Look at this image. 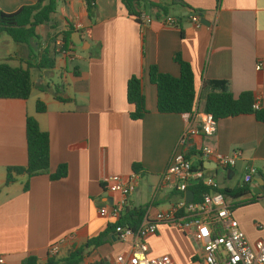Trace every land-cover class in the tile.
I'll return each mask as SVG.
<instances>
[{"label": "crops", "instance_id": "0c3cea01", "mask_svg": "<svg viewBox=\"0 0 264 264\" xmlns=\"http://www.w3.org/2000/svg\"><path fill=\"white\" fill-rule=\"evenodd\" d=\"M37 1L0 0V12L14 13ZM148 1L141 11L158 18L175 17L176 26L156 21L141 25L122 0H95L91 14L85 0H67L53 16L51 26L56 28L39 27V38L30 45L12 47L0 35V60L15 59L10 62L15 67H35L45 50L56 49V55L50 56L56 62L54 69L31 70L35 88L28 100H0V258L4 264H22L30 256L46 264L50 248L62 241L56 261L65 260L76 248L83 250L80 264H112L121 255L126 264H134V240L121 242L114 232L99 247L84 246L114 224L99 215L102 207L120 198L107 188L111 176L129 177L135 173L134 165L139 166L142 182L127 209L147 206L153 216L171 209L179 199L162 177L176 142L192 123L185 115L158 112L157 89L149 80L151 66L178 78L180 66L174 56L181 55L192 67L201 108L213 91L207 84L225 81L235 98L251 92L264 109V0ZM194 14L199 25L190 19ZM63 32L72 33L70 57L56 46ZM53 71L60 72V82L51 86L47 80ZM134 76L141 80L148 111L140 121L130 119L132 107L126 97L127 82ZM56 89L67 102L56 99ZM37 101L45 104L46 112L37 113ZM28 116L35 117L50 136L49 173L66 165L68 175L60 181L48 175L15 176V182L5 186L7 168L27 164ZM203 142L204 137H194L185 153L195 157ZM209 143L224 155L241 153L235 168L223 169L228 181L243 177L252 191L264 181V124L254 116L219 121ZM204 167L217 181L218 168L208 163ZM237 185L241 184L226 188ZM260 200L234 209L250 243L264 235L257 228L264 222ZM146 243L149 257L169 255L176 264H204L192 239L172 226L160 225Z\"/></svg>", "mask_w": 264, "mask_h": 264}, {"label": "trees", "instance_id": "16d2710c", "mask_svg": "<svg viewBox=\"0 0 264 264\" xmlns=\"http://www.w3.org/2000/svg\"><path fill=\"white\" fill-rule=\"evenodd\" d=\"M67 0H38L34 5L23 6L14 13L0 12V35H7L14 43L19 45H30L33 41L38 40L37 29L41 26L48 25L52 29L51 23L53 16L57 12L59 3ZM218 3L221 0H217ZM87 11L89 14L94 9L95 0H85ZM128 14L139 23L137 18L143 12L142 4H146L148 0H122ZM163 12L161 6L152 5ZM65 48L72 44V33H61ZM54 42V41H53ZM51 54L56 55V49H47L41 57L40 63L32 67L30 64L26 66H12L11 61L15 59L0 60V100H28L35 88L32 79L31 70L38 69H54L55 59L51 58ZM174 61L180 66V77L161 73L156 66L149 69V80L157 89V108L160 114L185 115L193 113L199 103V95L195 86V77L190 64L184 61L181 55L174 56ZM212 88V92L207 94L204 102V112L213 115L217 122L225 119L236 118L239 116H254L258 123L264 124V109L258 106L257 100L253 93H242L235 98L230 91L229 84L225 81H212L207 84ZM56 99L67 102L57 94ZM126 97L128 104L132 107L129 117L133 121L143 120L148 111L146 108V98L142 90L141 80L138 77H131L127 82ZM37 113L46 112V106L43 102L37 101ZM212 136H204V146L212 148L209 141ZM26 143H27V164L25 167H8L5 186H9L15 182V176L26 175L28 178L48 175L52 181H60L67 177L68 169L66 165H60L56 172L49 173L50 169V136L47 132L40 129L38 121L35 117H27L26 120ZM198 167L204 169L203 164L199 163ZM133 172H139V166L134 165ZM28 189V183L25 185ZM190 191L194 194V203H200L203 197L211 192L209 186L203 182H194L189 186ZM261 194H253L247 182L237 185L234 188L217 189L227 197L235 200L232 207L234 209L257 203L264 198V187ZM176 195L177 193L174 192ZM250 195L248 200L240 201L241 198ZM184 195L181 194V197ZM148 207H131L126 208L118 221L109 225L108 229L101 233L98 237L90 239L84 246L87 248L99 247L103 245L110 233L114 232L116 226L130 227L133 230L138 229L142 221L145 219ZM83 252L82 249H71L68 257L63 261H56L54 257H49L46 264H80L79 256ZM22 264H40V260L35 256L26 258Z\"/></svg>", "mask_w": 264, "mask_h": 264}, {"label": "built area", "instance_id": "2783aa9c", "mask_svg": "<svg viewBox=\"0 0 264 264\" xmlns=\"http://www.w3.org/2000/svg\"><path fill=\"white\" fill-rule=\"evenodd\" d=\"M64 1V0H62ZM192 23L199 25L197 15L190 17ZM139 24L150 25L152 22H160L165 26L174 27L177 19L172 16L161 18L150 16L144 12L137 18ZM80 29V25H76ZM56 46L64 56L70 57L72 51L65 48L63 38ZM261 70V65L257 66ZM259 103L255 105L258 108ZM190 122V127L184 131L176 142L173 149L169 166L163 174L162 181L169 185L177 193L178 201L167 211H159L153 216L147 215L138 229L116 226L114 234L121 242L134 240L131 258L134 264H176L169 255L161 257H149V246L146 240L155 235L160 225H169L178 228L199 247L204 264H264V235L250 243L240 229L239 223L234 217L235 200L217 192L221 189L218 182L207 175V170L198 167L201 163H211L216 168L229 170L235 168L241 153L232 155L218 153L208 146H198L195 157L185 153V148L190 145L194 137L212 136L218 122L213 115L204 112L199 103L193 113L185 114ZM197 124L193 127V124ZM140 173H133L129 177L111 176L106 179L107 188L113 194H119L120 198L110 206L100 209L99 215L103 218L112 219L115 224L129 205V199L135 189L141 184ZM194 182H203L210 187L211 192L203 197L200 203L186 202L185 194L189 186ZM181 194L184 195L181 197ZM257 228L264 233V222L258 223ZM61 243L50 248L49 256L55 257L59 254ZM124 256H118L112 264H126ZM0 264L4 260L0 258Z\"/></svg>", "mask_w": 264, "mask_h": 264}, {"label": "rangeland", "instance_id": "374dc122", "mask_svg": "<svg viewBox=\"0 0 264 264\" xmlns=\"http://www.w3.org/2000/svg\"><path fill=\"white\" fill-rule=\"evenodd\" d=\"M61 7H62V4L59 3V8H61ZM3 35H4L3 37H5L6 39H8V41H10L12 47H17V44L14 43V42H12V40L9 39L8 36H6L5 34H3ZM50 73H53V76H51V77L48 78L47 83L49 85H51V86H52L51 83H59L60 82V72L59 71H53V72H50ZM35 74H36V72H35ZM44 95L46 96V95H48V93H46ZM217 181H218V184H220V186L226 188V187H232V186H234V185H236L238 183L239 184H243L244 181H245V179L243 177L237 176L235 178V180H233L232 182H230V181L227 180L225 171L223 169H221V168H218ZM260 202L261 203H264V199H261ZM172 227H174V226H172ZM174 228H176V227H174ZM176 229L179 230L178 228H176ZM181 233H183V232L181 231ZM196 249L199 250V247L197 245H196ZM64 256H65V254H64Z\"/></svg>", "mask_w": 264, "mask_h": 264}, {"label": "water", "instance_id": "95a60500", "mask_svg": "<svg viewBox=\"0 0 264 264\" xmlns=\"http://www.w3.org/2000/svg\"><path fill=\"white\" fill-rule=\"evenodd\" d=\"M77 35L79 36V33H77ZM209 165H213L211 163H208ZM214 168H216L215 165H213ZM264 187V181L261 179V183H258V187L256 190L253 191V194L257 195V194H261L262 193V188ZM185 198H186V202L187 203H191L194 200V194L192 191H187L185 194Z\"/></svg>", "mask_w": 264, "mask_h": 264}]
</instances>
